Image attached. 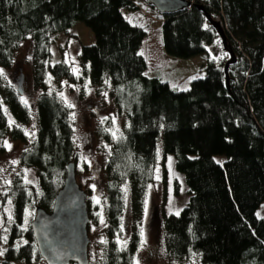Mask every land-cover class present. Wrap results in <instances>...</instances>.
I'll return each instance as SVG.
<instances>
[{
    "label": "trees",
    "instance_id": "trees-1",
    "mask_svg": "<svg viewBox=\"0 0 264 264\" xmlns=\"http://www.w3.org/2000/svg\"><path fill=\"white\" fill-rule=\"evenodd\" d=\"M136 1L141 0H0V69L10 70L29 43L30 80L21 69L17 77L22 74L37 92L36 130L29 140L31 111L17 87L0 75V155L6 139L22 142L19 167L33 170L36 181L26 184L15 174L1 194L0 211L11 200L12 219L0 226V264H44L30 216L36 208L51 210L68 163L75 172L80 166L89 171L75 147L72 107L58 94L65 86L79 88L82 96L86 89L97 96L107 93L122 122L115 133L109 121L97 129L103 158L98 210L107 241L100 249L101 264H135L147 188L158 160L167 157L188 196L178 214L161 215L169 264H264V216H257L264 204V0H189L224 30L235 57L227 75L228 54L196 6L162 16L165 54L205 59L201 76L184 91L146 73L140 55L146 34L124 17L137 10ZM77 23L90 30L94 44L79 49L75 75L64 62L51 65L50 46ZM125 186L135 223L123 239ZM86 194L89 225L98 227L91 190Z\"/></svg>",
    "mask_w": 264,
    "mask_h": 264
},
{
    "label": "rangeland",
    "instance_id": "rangeland-1",
    "mask_svg": "<svg viewBox=\"0 0 264 264\" xmlns=\"http://www.w3.org/2000/svg\"><path fill=\"white\" fill-rule=\"evenodd\" d=\"M135 6L137 10L125 13L124 17L131 26L141 29L146 34L140 50V55L147 66L146 73L150 78H157L162 82H166L171 89L178 91L187 90L193 78L197 79L201 76L199 70L205 63L204 56L199 55L188 60L172 59L168 57L162 48V16L141 1H136ZM92 44H94L93 34L81 23H77L67 33L58 34L53 39V44L50 46V53L52 56L51 65L64 62L76 70L73 71L76 75L78 73L77 56L79 49L83 46H90ZM29 48V43H26L21 49V52L17 55V60L13 67L3 72L4 76H7L6 81L13 87H16L15 79L20 69L25 77H28L30 80L28 75L31 56ZM228 59L229 56L226 61ZM28 83L29 82L26 81L25 83L23 82L21 97L27 100V107L31 111V119L28 125V132L30 135L28 138L30 140L36 130L33 126H35L34 104L37 92L34 91L33 87ZM24 86L25 88L27 86V88L24 89ZM60 93H63V99L67 104L70 103L73 105L72 116L73 114L75 115V119H73L75 147L80 156L79 161L81 163L85 162L89 167V171H83L81 166L79 169H76V180L83 191L86 192L91 190V198L96 207L97 215V213H101L98 210L101 202L97 204L93 200V197H97L100 201L103 193L102 187H100V179L98 178L103 158L98 149L97 129L99 125H102L105 121H109L112 123L113 133H115L116 130L120 129L122 122L116 118L114 111L111 110L112 104L108 94L105 96V93H102L97 96L91 90L86 89L85 95L82 96L79 88H72L71 86H65ZM60 93L58 94L60 95ZM80 97L84 98L79 100ZM102 117H107L108 119L101 123ZM113 118L115 122H113ZM5 141H7L11 147L9 148L5 145V152L0 155V201L1 194L7 192L8 185L10 184L6 181L11 182L15 174H19L24 181L25 178L31 180L32 183H30V185H35L36 183L34 171L31 169H22L18 164L19 155L23 151L25 145L22 142L8 141V139ZM169 158L170 157L158 160L157 169H159V171L157 172L156 169L153 183L149 185L151 187L147 188L144 213L141 219L142 228L144 229L143 244L141 243L140 249L135 257V264L170 263L166 260L164 255L163 235L159 226V224H161V215L162 213L164 215L179 213L185 206L188 196L183 178L174 171L172 159L169 161ZM12 161H17V163L13 164ZM91 169H93V171H91ZM96 169L98 171L94 172ZM95 176L97 178L96 180H94ZM157 176H159V179H157ZM93 185L95 187H93ZM124 188L121 191L127 209H125L126 211L122 217L121 225L123 224V231H121V236L123 239H126L130 235L135 221L131 219L128 206L131 191L127 188V200H125ZM175 188H177V191H175ZM9 210L11 212V206L6 202V205L2 207L0 211V226L8 220ZM35 210L36 209L33 210L31 216L29 215L30 222H32L34 218ZM257 216L259 218L264 216V204L260 207ZM96 217L98 227L97 225L88 226L90 243L87 252L89 264H101V239H105V223L101 224V217L99 215ZM88 224H90V219ZM0 240L3 241L2 239ZM1 251L2 249H0V252Z\"/></svg>",
    "mask_w": 264,
    "mask_h": 264
},
{
    "label": "water",
    "instance_id": "water-1",
    "mask_svg": "<svg viewBox=\"0 0 264 264\" xmlns=\"http://www.w3.org/2000/svg\"><path fill=\"white\" fill-rule=\"evenodd\" d=\"M149 8L161 16L173 15L189 10L196 6L206 21L215 29L221 40L223 49L229 59L225 63V74L228 67L235 62L224 30L219 22L212 20L202 6L195 5L189 0H141ZM24 77L16 78V87L22 94ZM87 194L77 183L75 165L68 163L61 189L56 193L52 208L49 212L36 208L30 224L36 248L44 264H89L87 248L88 209Z\"/></svg>",
    "mask_w": 264,
    "mask_h": 264
},
{
    "label": "snow or ice",
    "instance_id": "snow-or-ice-1",
    "mask_svg": "<svg viewBox=\"0 0 264 264\" xmlns=\"http://www.w3.org/2000/svg\"><path fill=\"white\" fill-rule=\"evenodd\" d=\"M74 71H76L75 69H74ZM0 75H4L3 74V70L2 69H0ZM4 78L5 79H7V76L5 75L4 76ZM194 79V78H193ZM60 95L63 97V93H60ZM107 95V93H105V96ZM21 100H22V102L27 106V100L26 99H24L23 97H21ZM68 107H73V105L72 104H68ZM7 110L5 109V112H6ZM72 119H75V115L73 114V116H72ZM106 119H108L107 117H102L101 118V123H103L104 122V120H106ZM113 122H115V120H114V118H113ZM9 123L10 124H13V123H15L14 121H12L11 120V118L9 119ZM33 127H35V126H33ZM26 134H27V131H26ZM33 135H34V133H33ZM5 143V145L7 146V147H11V145H9L8 143H7V141H5L4 142ZM169 161H171V158H169ZM12 163L13 164H15V163H17V161H12ZM159 171V169H157V172ZM157 179H159V176H157ZM7 183H10L9 181H6ZM25 183L26 184H30V183H32V181L31 180H28L27 178H25ZM93 187H95L94 185H93ZM149 187H151V186H149ZM124 192H125V200H127V187L125 186V188H124ZM29 194H31V193H29ZM93 200L97 203V204H99L100 203V201H99V199L97 198V197H93ZM8 204H9V206H11V204H12V201L11 200H9L8 201ZM178 214V213H177ZM28 215H31V213H28ZM97 215H99L100 217H101V224H103L104 223V220H103V216L101 215V213H97ZM12 219V217H11V212H10V210H9V220H11ZM25 223H27V220H25ZM5 230V232H7V228H5L4 229ZM121 231H123V224L121 225V229H120ZM140 234H141V237H142V240H141V243L143 244V236H144V229L143 228H141V230H140ZM4 240L5 241H7V236H5L4 237ZM101 243H107V241L106 240H104L103 238L101 239ZM117 243H119V238L117 239ZM127 242L125 241V244H126ZM3 253L2 252H0V255H2Z\"/></svg>",
    "mask_w": 264,
    "mask_h": 264
}]
</instances>
